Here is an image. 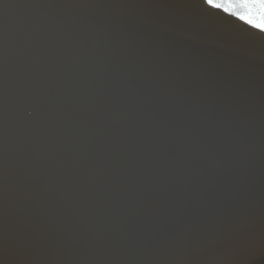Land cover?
Listing matches in <instances>:
<instances>
[{"label":"water","instance_id":"water-1","mask_svg":"<svg viewBox=\"0 0 264 264\" xmlns=\"http://www.w3.org/2000/svg\"><path fill=\"white\" fill-rule=\"evenodd\" d=\"M0 264H264V33L0 0Z\"/></svg>","mask_w":264,"mask_h":264},{"label":"snow or ice","instance_id":"snow-or-ice-1","mask_svg":"<svg viewBox=\"0 0 264 264\" xmlns=\"http://www.w3.org/2000/svg\"><path fill=\"white\" fill-rule=\"evenodd\" d=\"M202 3L207 9L234 16L264 33V0H202Z\"/></svg>","mask_w":264,"mask_h":264}]
</instances>
